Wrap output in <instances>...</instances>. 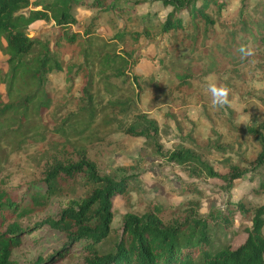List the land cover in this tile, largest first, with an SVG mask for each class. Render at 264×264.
Here are the masks:
<instances>
[{
	"label": "rangeland",
	"instance_id": "obj_1",
	"mask_svg": "<svg viewBox=\"0 0 264 264\" xmlns=\"http://www.w3.org/2000/svg\"><path fill=\"white\" fill-rule=\"evenodd\" d=\"M225 2V8L219 15L210 10L217 20L223 17L226 24L213 26L211 38L205 43L212 48L205 52L192 48L188 43L185 37L189 33L187 27L183 31L167 33L157 32L154 28L147 38L133 37L130 32L141 31L143 25L133 14L73 8L76 23L68 27L70 31H81L92 16H98L89 46L93 55L87 57L83 54L84 43L61 48L70 53L64 55L63 70L51 72L46 77L44 88L51 99V106L47 114L39 118V125L35 128L41 138L37 136V142L17 145L21 138L12 140L10 134L0 137V188L22 195L25 205L28 202L27 189L43 188L40 183L42 172L54 161L66 164L83 157L95 162L101 174L118 177L136 173L128 195L112 198L111 231L100 246L103 251L113 248L121 216L125 212L141 213L149 208L150 202L181 209L191 207L199 215H205L211 208H223L227 194L220 189L221 181L202 175L192 176L176 164L166 162L153 152L144 138L129 135L126 128L137 124V115L145 114L158 125L161 155L176 145H182L189 147L219 173L226 171L228 163L247 166L256 153L257 143L243 133L244 129L246 126H264V47L258 46L257 36L249 29L241 32L235 28L236 37L230 42H223V37L230 30L229 25L238 21L241 4L247 7L245 19L250 18L248 21L253 23L259 21L254 17L255 7L264 5V0ZM145 11H155L158 21L167 10L156 3L137 6V13ZM57 31L52 21L39 20L29 26L28 36H48L52 44ZM122 32L121 38H113ZM241 45L252 47L256 54L241 59L237 51ZM98 52L101 55H121L127 60V65L132 63L128 56L139 57L141 66L133 67L131 71L141 74L142 78L132 82L125 78L128 70L121 68L101 74ZM235 55L237 58H233ZM4 60L5 56L0 54V77L6 70ZM160 60L191 69L199 68L200 73L183 84L178 83L171 73L161 69ZM211 61H214L212 70L208 71ZM88 80L89 88L82 90L87 87ZM209 81L230 87V106L222 109L212 106L207 90ZM3 88L0 83V92ZM83 91L90 95V101L82 94ZM79 106H89L93 112L86 128H83L85 122L70 124L65 119ZM32 135V132L25 133L23 137L27 139ZM257 181V177L251 182L246 178L235 180L229 199L251 207L264 203L263 193L253 190ZM183 183L195 184L200 194L179 195L177 189ZM88 191L89 187L77 176L65 183L60 193L53 195L42 209L14 218L21 228L27 229L20 245L11 251L10 259L14 264H35L38 258L45 259L57 251L64 241L63 235L49 229L42 221L46 217H55L65 198H78ZM249 223V219L242 220L237 214L234 216L224 235L231 247L243 241L242 229ZM262 233L264 235V224ZM51 264H83L82 255L77 250L69 251L64 258Z\"/></svg>",
	"mask_w": 264,
	"mask_h": 264
},
{
	"label": "trees",
	"instance_id": "obj_2",
	"mask_svg": "<svg viewBox=\"0 0 264 264\" xmlns=\"http://www.w3.org/2000/svg\"><path fill=\"white\" fill-rule=\"evenodd\" d=\"M153 3L167 10L158 21L155 11L140 14L136 12L137 6ZM225 5V0H0V54L5 56L6 65V70L0 77V83L4 86L0 92V137L10 134L12 140L21 138L17 145L37 142L39 139L36 137L40 135L35 128L39 125V118L47 114L51 106V99L44 88L46 77L51 72L63 70L64 55L70 53L61 48L84 43L86 47L83 48V54L87 57L93 55L89 46L98 16H92L81 31H70L68 27L76 23L73 8L133 14L143 24L141 31L130 32L133 37L147 38L154 28L157 32L167 33L183 31L187 27L189 33L185 37L188 43L192 48H200L205 52L212 48L205 43L211 38L213 26L216 23L220 27L226 24L223 17L217 20L210 10L219 15ZM246 10L247 7L241 4L238 9L239 19L236 24L229 25L231 28L223 37V42H230L236 37L237 32L234 30L242 32L249 29L257 36L258 46L264 47V5L255 7L254 17H258L259 21L253 23L248 21L250 18L245 19ZM39 20L52 21L56 26L58 31L52 44L48 36H28L29 26ZM122 34L123 32L118 33L113 38H121ZM231 44L229 43L230 46ZM98 54L101 74L121 68L128 70L125 78L132 82L142 78L141 74L131 71L139 57L128 56L132 63L127 65V60L121 55ZM221 55L222 53L219 56ZM158 63L162 70L171 73L182 84L194 74L200 73L199 68L173 65L163 60ZM213 63L211 61L208 71L212 70ZM89 83L88 80L87 87L82 90L89 88ZM82 94L90 101L88 93L83 91ZM92 118L93 112L89 106H79L76 112L65 117L70 124L85 122L83 128L89 125ZM58 128L56 129L59 130ZM31 132L33 135L24 139L25 133ZM126 133L144 138L156 155L162 156L168 163L176 164L190 175H202L221 181L220 189L227 194L225 206L221 209L211 208L205 215H199L191 207L181 209L150 202L149 208L141 213L125 212L121 216L113 248L103 251L100 246L111 231L112 198L115 195H128L131 180H134L136 173L118 177L101 174L95 162L87 157L66 164L54 161L42 172L40 183L43 188L27 189L28 202L25 205L22 195L0 188V264H14L10 259L11 251L20 245L21 238L27 231L13 219L42 209L53 195L60 193L65 183L77 176L89 187V191L78 198H65L57 215L46 217L42 221L49 229L60 232L64 241L57 251L45 259L38 258L35 264L57 262L74 250L80 251L83 264H264V203L251 207L239 200L233 202L229 199L234 181L240 178L251 182L257 177V185L253 190L264 195L263 125L246 126L244 129L243 133L257 143L256 153L247 162V166L228 163L226 171L222 173L213 169L189 147L176 145L165 155H161L158 125L145 114L137 115V124L127 127ZM9 145L11 147V141ZM177 193L200 194V190L193 183H183L179 185ZM197 204L194 203L195 206ZM236 214L242 220L249 219L250 223L242 229L243 241L231 247L224 235Z\"/></svg>",
	"mask_w": 264,
	"mask_h": 264
},
{
	"label": "clouds",
	"instance_id": "obj_3",
	"mask_svg": "<svg viewBox=\"0 0 264 264\" xmlns=\"http://www.w3.org/2000/svg\"><path fill=\"white\" fill-rule=\"evenodd\" d=\"M237 51L241 54V59L249 58L256 54L255 49L248 45H241ZM207 90L211 95L214 108L222 109L231 105V89L227 84H217L214 81H209Z\"/></svg>",
	"mask_w": 264,
	"mask_h": 264
},
{
	"label": "crops",
	"instance_id": "obj_4",
	"mask_svg": "<svg viewBox=\"0 0 264 264\" xmlns=\"http://www.w3.org/2000/svg\"><path fill=\"white\" fill-rule=\"evenodd\" d=\"M141 61L139 60L138 63L134 66V69L137 68V66H141Z\"/></svg>",
	"mask_w": 264,
	"mask_h": 264
}]
</instances>
